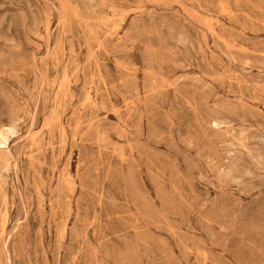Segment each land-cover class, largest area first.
I'll list each match as a JSON object with an SVG mask.
<instances>
[{"label":"rangeland","instance_id":"rangeland-1","mask_svg":"<svg viewBox=\"0 0 264 264\" xmlns=\"http://www.w3.org/2000/svg\"><path fill=\"white\" fill-rule=\"evenodd\" d=\"M4 141L0 264H264V0H0Z\"/></svg>","mask_w":264,"mask_h":264},{"label":"bare ground","instance_id":"bare-ground-1","mask_svg":"<svg viewBox=\"0 0 264 264\" xmlns=\"http://www.w3.org/2000/svg\"><path fill=\"white\" fill-rule=\"evenodd\" d=\"M2 137H3V139H5V138H4V136H2ZM5 143H6V141H4V142H1L0 144H5Z\"/></svg>","mask_w":264,"mask_h":264}]
</instances>
